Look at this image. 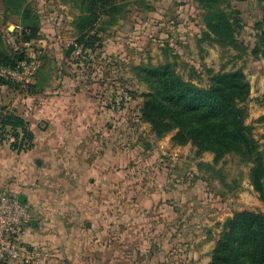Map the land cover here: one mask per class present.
Instances as JSON below:
<instances>
[{
  "label": "rangeland",
  "instance_id": "374dc122",
  "mask_svg": "<svg viewBox=\"0 0 264 264\" xmlns=\"http://www.w3.org/2000/svg\"><path fill=\"white\" fill-rule=\"evenodd\" d=\"M31 1L41 19L42 29L38 41L25 43L19 18L11 16L5 21V8L0 0V32L10 47L24 50L28 57L19 69L11 71L16 80L15 86L0 85V109L6 107L7 111H13L29 121L35 131L34 147L41 146L37 151L44 168L48 166L47 140L60 138L62 144V140L67 138L63 131L70 116L55 117V122L59 123L51 131L46 124L51 121L47 110L52 106L58 110L65 105L72 106L73 113L75 111L73 117H80L86 115L89 109L97 114L100 133L86 132L85 139L82 138L84 134H75L86 141L87 147L77 148L73 154L91 159L100 153L109 155L111 151H117L122 179L119 182L125 184V175L133 174L135 190L156 188L158 181L160 187L168 189L178 185L182 202L177 207L181 210L175 214L172 212L174 206L168 207L164 211L167 223L175 217L177 221L191 225L208 224L209 219L224 217L220 221L223 223L227 212L232 216L236 211L243 210L264 212V204L250 183L248 164L229 154L219 161L215 171L200 166L201 163L212 164L214 153L197 156L191 144L173 145L174 134L156 139L151 125L139 121L143 99L140 96L133 98L128 93L148 92L147 84L135 76L133 66H157L176 61L177 70L185 79H192L203 87L209 84L210 71L230 72L243 68L252 86L247 124L254 128V134L264 150V57L255 59L251 54L256 41L254 26L264 17V3L260 4L258 0H230L242 17L243 28L238 30L237 38L240 43L251 47L248 54L241 57L234 49L223 48L213 41H200L206 27L204 11L198 0H145L146 4H126L117 21L104 25L109 22L108 18H104L103 23L100 22L97 30L101 41L96 44L95 52H84L82 47L76 46L79 35L73 22L78 11L71 3L66 0ZM71 46H76V50L68 56ZM166 50L170 53H165ZM86 59L92 62L87 64ZM8 71L1 70L2 74L10 77ZM45 78L49 79V84L43 91L28 88L29 84ZM77 109H82V112L76 114ZM13 141L10 138L4 144L11 149ZM3 151L0 150L1 153ZM6 151L12 154L8 149ZM60 154L65 155L61 147L55 155L58 170L55 168L53 179L49 178V184L44 179V184L54 189L58 202H68L75 191L90 185L89 181L80 178V166L76 169L64 163ZM36 159L38 156L34 158L33 167L38 168L40 165L35 162ZM202 159H205L204 162ZM48 168L51 169L50 166ZM193 202L195 205H192ZM157 214L160 217V213ZM136 219L149 221L158 218L153 212H136ZM217 229L221 231L218 226ZM180 235L185 238L194 236L195 232L187 233L186 229H182Z\"/></svg>",
  "mask_w": 264,
  "mask_h": 264
},
{
  "label": "trees",
  "instance_id": "16d2710c",
  "mask_svg": "<svg viewBox=\"0 0 264 264\" xmlns=\"http://www.w3.org/2000/svg\"><path fill=\"white\" fill-rule=\"evenodd\" d=\"M66 1L78 11L73 22L79 35L76 46L82 47L84 52L97 50L96 44L101 41L97 28L104 18L109 21L104 25H109L123 14L126 4H146L145 0ZM258 1L264 3V0ZM198 2L204 11L206 27L200 41H213L223 48L234 49L241 57L248 54L251 47L240 43L237 38L238 30L243 28L241 12L231 5V1ZM2 3L5 21L11 16L19 18L23 28V42L38 41L42 23L32 1L2 0ZM254 28L256 41L251 54L255 59H260L264 57V17ZM76 46L68 49V56L75 52ZM165 53L170 52L166 50ZM27 58L24 50L10 47L0 32V85L14 87L16 80L6 77L1 70L16 71ZM91 62L85 60L87 64ZM177 66L176 61H167L157 66L149 64L132 67L135 76L148 86L147 93L128 91L133 98L140 96L143 99L139 121L150 124L151 132L158 140L174 134L173 145L191 144L197 156L206 152L214 153L213 164H200L211 170L215 171L219 161L227 155H236L240 162L250 166V183L264 204V150L254 134V128L247 124L252 86L243 68L230 72L210 71L209 84L203 87L192 79H185L178 72ZM48 84L49 79H38L33 85L29 84L28 88L40 92ZM10 138L15 140L11 143V149L17 153L34 147L35 134L29 121L2 107L0 145ZM217 226L221 229L220 233L215 237L211 233L208 235L215 240L210 264H264V212L236 211Z\"/></svg>",
  "mask_w": 264,
  "mask_h": 264
},
{
  "label": "crops",
  "instance_id": "0c3cea01",
  "mask_svg": "<svg viewBox=\"0 0 264 264\" xmlns=\"http://www.w3.org/2000/svg\"><path fill=\"white\" fill-rule=\"evenodd\" d=\"M72 110V106L66 105L59 110L53 106L47 110L51 121L46 124L51 131L59 123L55 117L70 116L63 131L67 138L62 144L60 138L47 140L45 168L37 151L41 146L18 154L7 144L0 145V150H4L0 152V187L8 188L17 197L24 196L32 209L33 220L38 221L31 225L26 240L44 246L50 255L49 264H210L215 240L208 235L217 236L220 230L215 225L225 218L191 225L174 217L167 223L164 211L168 207L174 206L175 214L181 210L177 207L182 202L178 185L168 189L160 187L158 181L156 188L135 190L133 174L125 175V184L119 182L122 179L117 151L109 155L100 153L91 159L73 154L77 148L87 147L86 141L76 135L84 134L85 139L86 132L100 133V124L97 114L89 109L80 117H73ZM76 111L78 114L82 109ZM60 147L65 154L59 155L64 163L76 169L80 166V178L90 185L75 191L68 202H58L54 189L44 184V179L47 182L53 179L54 171L58 170L55 155ZM36 156L35 162L41 168L33 167ZM136 212H153L158 219H136ZM231 216L232 213L225 214L226 218ZM182 229L187 233L194 230L195 235L184 238L180 235Z\"/></svg>",
  "mask_w": 264,
  "mask_h": 264
},
{
  "label": "built area",
  "instance_id": "2783aa9c",
  "mask_svg": "<svg viewBox=\"0 0 264 264\" xmlns=\"http://www.w3.org/2000/svg\"><path fill=\"white\" fill-rule=\"evenodd\" d=\"M7 74L15 78L11 71ZM33 219L27 203L0 187V264H49L44 246L26 240Z\"/></svg>",
  "mask_w": 264,
  "mask_h": 264
},
{
  "label": "water",
  "instance_id": "95a60500",
  "mask_svg": "<svg viewBox=\"0 0 264 264\" xmlns=\"http://www.w3.org/2000/svg\"><path fill=\"white\" fill-rule=\"evenodd\" d=\"M18 199H19L21 202L25 203V197H24V196H20V197H18ZM37 222H38V221L33 220V221L31 222V225H36Z\"/></svg>",
  "mask_w": 264,
  "mask_h": 264
}]
</instances>
